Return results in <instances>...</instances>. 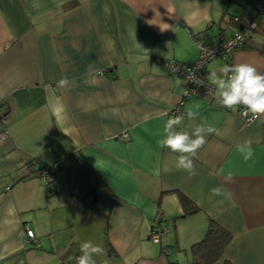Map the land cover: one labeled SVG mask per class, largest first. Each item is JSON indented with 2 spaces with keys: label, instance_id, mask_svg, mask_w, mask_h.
<instances>
[{
  "label": "crops",
  "instance_id": "1",
  "mask_svg": "<svg viewBox=\"0 0 264 264\" xmlns=\"http://www.w3.org/2000/svg\"><path fill=\"white\" fill-rule=\"evenodd\" d=\"M262 1L0 0V264H60L72 241L102 246L96 264H189L210 220L231 234L211 264H264V115L247 124L238 106L187 93L167 67L197 58L192 34L211 42L253 21L242 47L205 64L206 83L217 96L209 77L224 65L264 73ZM62 78L67 87H57ZM176 116L177 130L214 129L193 158L195 175L159 143ZM245 140L248 161L238 151ZM31 157L58 162L51 185L20 178ZM217 187L225 194L212 195ZM179 193L196 209L173 218L183 212ZM157 215L168 234L153 243ZM25 227L37 245L25 243Z\"/></svg>",
  "mask_w": 264,
  "mask_h": 264
},
{
  "label": "clouds",
  "instance_id": "2",
  "mask_svg": "<svg viewBox=\"0 0 264 264\" xmlns=\"http://www.w3.org/2000/svg\"><path fill=\"white\" fill-rule=\"evenodd\" d=\"M221 75L213 72L209 79H214L218 90L217 103L225 108L233 109L236 106H244V115L251 114L254 118L264 115V73L251 63H236L234 65H224L220 69ZM198 85L203 81L196 80ZM69 80L62 78L57 82V87H67ZM63 105L57 104L52 107L53 114L59 116L63 112ZM189 119H195L196 113L187 112ZM182 116L169 118L164 124V138L159 143L162 147L169 149L173 153H178L176 159L177 169L184 170L190 175H195L196 170L193 158L206 143V134L214 131L197 125L191 132L188 130H177V126L183 123ZM238 151L243 159L248 161L253 156L251 141L245 140L242 145H238ZM211 194L214 196L224 195L222 188H213ZM11 212V209H9ZM80 255L75 258L76 264H96L95 256L105 255V250L99 244L86 241L80 245Z\"/></svg>",
  "mask_w": 264,
  "mask_h": 264
},
{
  "label": "built area",
  "instance_id": "3",
  "mask_svg": "<svg viewBox=\"0 0 264 264\" xmlns=\"http://www.w3.org/2000/svg\"><path fill=\"white\" fill-rule=\"evenodd\" d=\"M261 9H264V1H262ZM254 22L250 21L246 24L241 30L232 32L231 35L227 37L218 36L215 40L211 42H207L204 40L201 35H193V41L195 43V47L198 49V56L195 58L194 61L189 63H181L175 60L169 59L167 61L168 72L174 76H181L186 80V84H188L187 93L194 94L197 96L207 97L209 99H217V96L213 95L214 87L206 83V75H205V64L211 60L213 57H224L230 54L233 50L240 48L246 42L247 38L249 37V31L251 28L254 27ZM196 80L203 81V84L198 85ZM186 93V94H187ZM1 102V101H0ZM174 112H179L180 109L176 108ZM246 109L244 106H238V113L240 118L243 119L245 123H250L254 121V118L251 114L244 115ZM4 111H3V104L0 103V141H4L8 138V131L4 128ZM122 138L127 140L128 135L127 133L122 134ZM57 162H53L50 165H44L40 170L39 174L42 176V180L45 186L52 180L54 177V173L57 170ZM28 172V169H26ZM25 173V172H24ZM9 185L4 187L8 189ZM168 227L163 224V219L161 216L157 215L150 228L148 229V238L153 243H160L163 237H166L168 234ZM23 238L26 244L28 243H35L37 242L36 236L34 232L25 227L23 231ZM36 245V244H35ZM162 254L170 253L167 248L162 250Z\"/></svg>",
  "mask_w": 264,
  "mask_h": 264
},
{
  "label": "trees",
  "instance_id": "4",
  "mask_svg": "<svg viewBox=\"0 0 264 264\" xmlns=\"http://www.w3.org/2000/svg\"><path fill=\"white\" fill-rule=\"evenodd\" d=\"M258 12H264V9H261L259 7ZM201 37L207 38L205 34L203 36L201 35ZM44 165H47V163L41 162L40 159H38L37 157H31L23 164V166L32 167L33 168L32 170H38ZM26 176L27 175L23 173L21 174L20 178H24ZM178 196L180 202L179 205H181L183 212L179 216H175L173 218L182 217L195 211L196 208L193 205H191V201L186 196L180 193L178 194ZM206 228L207 230L204 236L190 246L189 253H191V259L189 264L214 263L218 258L221 257L223 253L222 251H224V248L230 241L231 234H229V232L226 229L220 227V225L217 224L216 222L210 220L209 225ZM28 244L37 245V242L28 243ZM163 249H165V246L162 248V250ZM78 250L79 247L77 246V242L72 241L70 245H68V247L65 249V251L61 254V256H59L58 259L60 264H76L75 258L79 256ZM107 251L109 254L113 253L109 245H107Z\"/></svg>",
  "mask_w": 264,
  "mask_h": 264
},
{
  "label": "rangeland",
  "instance_id": "5",
  "mask_svg": "<svg viewBox=\"0 0 264 264\" xmlns=\"http://www.w3.org/2000/svg\"><path fill=\"white\" fill-rule=\"evenodd\" d=\"M47 165H49V164H47ZM57 166H59V164H58V162H57ZM34 167V166H33ZM43 167V166H42ZM41 167V168H42ZM23 171H22V173H24L25 172V175H27V176H29V175H36V176H38L40 179H41V181H42V183L44 184V182H43V180H42V176L39 174V170L41 169H38V170H32L33 168L32 167H30V166H23ZM26 169H28V172H26ZM57 169H58V167H57ZM57 171V170H56ZM54 178H55V173H54V177L52 178V180L47 184V185H51L52 184V182L54 181ZM45 185V184H44ZM25 229V228H24Z\"/></svg>",
  "mask_w": 264,
  "mask_h": 264
}]
</instances>
